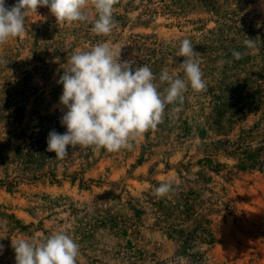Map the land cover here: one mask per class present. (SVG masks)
Segmentation results:
<instances>
[{
	"label": "rangeland",
	"instance_id": "obj_1",
	"mask_svg": "<svg viewBox=\"0 0 264 264\" xmlns=\"http://www.w3.org/2000/svg\"><path fill=\"white\" fill-rule=\"evenodd\" d=\"M253 14H264V0H118L116 27L97 36L91 22L57 23L47 7L29 13L25 35L0 45V264H16L12 241L55 232L79 244L77 264H264V148L251 167L233 153L238 142L264 147V116L222 128L209 88L189 86L182 110L168 105L132 150L68 146L64 159L47 151L49 132L67 131L57 80L76 52L108 42L121 62L149 66L163 95V69L187 83L183 39L206 82L221 66L209 32ZM165 182L173 191L158 198Z\"/></svg>",
	"mask_w": 264,
	"mask_h": 264
},
{
	"label": "clouds",
	"instance_id": "obj_2",
	"mask_svg": "<svg viewBox=\"0 0 264 264\" xmlns=\"http://www.w3.org/2000/svg\"><path fill=\"white\" fill-rule=\"evenodd\" d=\"M118 0H16L7 5L0 0V45L10 39L23 37L27 31L29 13L47 7L57 23L91 22L97 36H109L116 27L113 17ZM93 9L96 18L89 20L87 9ZM246 48H254L256 39L247 37ZM121 49L108 42L98 43L89 51L76 52L70 58V67L64 70L57 83L63 86L59 98L63 114L60 123L67 131L52 130L47 138V151L55 152L56 159L68 156V146L93 147L107 152L132 150L134 141L149 131H156L164 121L165 108L174 105L172 114H178L184 102V93L190 86L197 93L206 90L199 61L190 39L180 42L178 56L184 57L181 66L187 77H173L167 69L159 75L166 83L162 95L156 76L149 66L134 67L135 61H120ZM236 59L242 57L233 51ZM173 191L171 182L161 183L154 195L165 197ZM16 264H77L79 244L65 232H55L40 243L19 238L12 241ZM4 245L0 244V254Z\"/></svg>",
	"mask_w": 264,
	"mask_h": 264
},
{
	"label": "trees",
	"instance_id": "obj_3",
	"mask_svg": "<svg viewBox=\"0 0 264 264\" xmlns=\"http://www.w3.org/2000/svg\"><path fill=\"white\" fill-rule=\"evenodd\" d=\"M229 20L233 23L228 27L219 26L217 32H209L216 35L214 43L217 46L214 47L218 50H212H217L215 55L219 56L217 60L221 66L215 74L205 76L209 88L207 94L216 113L217 124L222 128L225 125L232 127L251 115L264 116V14ZM247 37L256 39L254 48L243 45ZM234 50L242 53L240 59L233 56ZM242 133L240 139L243 144L250 142L254 135L252 131L246 134L243 129ZM236 144L233 153L242 155L241 162L245 167L254 165L264 148L252 149L249 144L245 147L239 142Z\"/></svg>",
	"mask_w": 264,
	"mask_h": 264
}]
</instances>
